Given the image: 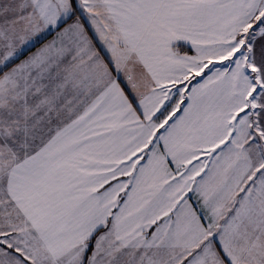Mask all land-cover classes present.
Segmentation results:
<instances>
[{
  "label": "snow or ice",
  "instance_id": "1",
  "mask_svg": "<svg viewBox=\"0 0 264 264\" xmlns=\"http://www.w3.org/2000/svg\"><path fill=\"white\" fill-rule=\"evenodd\" d=\"M0 264H264V0H0Z\"/></svg>",
  "mask_w": 264,
  "mask_h": 264
}]
</instances>
